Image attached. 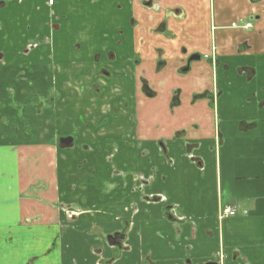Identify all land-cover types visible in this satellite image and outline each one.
I'll use <instances>...</instances> for the list:
<instances>
[{
  "label": "crops",
  "instance_id": "0c3cea01",
  "mask_svg": "<svg viewBox=\"0 0 264 264\" xmlns=\"http://www.w3.org/2000/svg\"><path fill=\"white\" fill-rule=\"evenodd\" d=\"M111 1H0V264H96L100 258L98 250L104 246L98 239L103 232L88 226L104 220L83 214L70 219L64 206L71 199L74 151L56 143L72 128L78 131L76 145L94 151L103 138H114L117 121L109 103L103 105L105 115L88 109L75 121L66 114L67 98L60 95L50 103L34 91L51 81L52 52H70L72 42L85 34L89 41H101L102 33L110 44L121 40L115 49L104 45L102 50L135 56L140 64L132 72L142 73L158 93L151 100L137 95L133 103L139 149L151 163L141 169L153 180L142 192H130L135 201L141 199L143 213L134 220L130 249L121 262L264 264V80L255 87L253 110L231 113L232 91L225 76L241 84L264 76V0H160L161 13L153 20L141 8L143 0H116L123 4L124 16L114 14ZM251 16L258 18L251 23ZM239 19L251 23L252 30L234 28ZM162 23L170 37L152 33ZM242 42L247 52L240 54L236 50ZM182 46L187 52L180 51ZM154 49H163L160 58ZM193 54L200 59L182 75L180 67ZM159 59L165 62L163 79L154 76ZM238 68H252L253 79ZM114 71L119 77L129 73L120 67ZM66 73L58 71L62 90ZM205 93L213 100H205ZM175 95L179 105L171 108ZM88 97L89 89L77 96L74 106ZM125 137L122 133L121 139ZM160 141L167 156L155 161ZM93 151L82 155L87 156L83 169L87 166L88 175L100 181L110 179V170ZM91 180L78 179L83 188ZM110 181L108 188H113ZM151 196L164 200L146 203ZM224 207L236 209V216L221 218ZM173 212L179 218L173 219ZM105 216L115 219L114 214ZM103 253L108 257V250Z\"/></svg>",
  "mask_w": 264,
  "mask_h": 264
},
{
  "label": "flooded vegetation",
  "instance_id": "af4514ba",
  "mask_svg": "<svg viewBox=\"0 0 264 264\" xmlns=\"http://www.w3.org/2000/svg\"><path fill=\"white\" fill-rule=\"evenodd\" d=\"M159 1L160 0H143L140 2L141 8H143L145 11L150 13V19L153 20L154 16H157L161 13V8L159 6ZM168 17V16H167ZM258 17L257 16H251L249 17L248 21L252 23V21H255ZM165 19V17H164ZM130 23L135 24L134 18H130ZM246 20L244 19H239L237 20L236 23H234L232 26L234 28H240L244 29L246 31H251L253 26L251 23L243 24L245 23ZM240 24H243L242 26ZM240 25V26H239ZM154 35H160L164 38L170 37V34L166 31L165 25L162 23L161 25L156 28L155 31H153ZM121 43V40H117L115 42L116 46H120L119 44ZM111 50V49H110ZM105 52V61L108 62V67L109 69H115L116 67H120L123 70H128L129 73H125L122 77L116 76L115 71V80H121V82H117V86L112 89V91L106 89V87L101 84H90L87 88L89 89V94L91 98H93L95 101L100 102V107H99V112H95V110L92 111L94 115H99L100 111L103 112L105 115L104 109L105 106L103 101H108L109 106L108 109H110L111 115L114 118L115 121L121 123L123 119H128L129 122L131 123V131L127 133L126 130L123 131V133L126 135L124 144L126 145V148L120 153L119 147L113 148L114 144H111L110 146L105 145L103 142V145L105 146V151L108 153V156L105 157L104 163H108V170H110V175L109 178L114 181L113 182V191L114 194L116 195L115 197L113 196L111 199L109 198L110 202H115L117 207H116V213L113 211L112 214H114L115 219H109L106 216V220L104 221H98V225L96 224H90L88 227L92 230H102L103 234L100 236V243L104 246H102V250L99 249L98 252L99 257L97 260L96 264H118L121 262V260L124 258L125 253H127L130 249V246L128 245L129 241V235L133 232L135 229V224L134 220L138 217V214L141 212L143 213L142 210L139 208L141 205L140 203L142 202L141 199L140 201H135L132 198V194L130 192L137 190L138 193L142 192L147 185H149L153 178L148 177L146 175L147 172H143L142 169L146 168V161L142 160L140 157L143 155L144 152L143 150L139 149L140 145L139 142L137 141L136 137V130L139 128V123L138 120L136 119V113L133 110L134 107V102L137 101V95L144 97L145 99L151 100L156 98L157 96V90L149 80L141 73L139 75L134 74L132 71L136 69V67L140 64L139 60L134 56L127 58V53L128 52H116V50H111ZM181 52H187V48H181ZM248 50V52H250ZM154 52H158V57L160 58L161 52H163V49H154ZM236 52L242 54L243 52H247V44L242 42L239 47L237 48ZM124 56H126L124 58ZM207 58V57H205ZM200 56L193 54V56H189L183 66L180 67L179 73L182 75H186L190 72V65L193 61L199 60ZM94 61H102L101 57L97 56L96 60ZM124 61V62H123ZM127 62V64L125 63ZM119 63V64H118ZM209 63L213 64V59L210 57ZM112 64V65H110ZM165 67V62L161 61L160 59L157 61V64L155 66V72L154 76L159 75L161 79H163L164 75L161 72V70ZM239 73L246 75V78L248 80L253 79L255 71L252 68H238ZM249 69V73L246 74V70ZM132 72V73H130ZM101 76L98 78L100 79L99 81L104 80L105 83H108L109 80H112L113 76L111 73L106 71V69H101L100 71ZM238 75V73L236 72ZM127 80V82H131L133 84L132 89L129 90L125 89L121 83L122 80ZM126 83V82H125ZM127 84V83H126ZM107 90L108 94H111V96L115 98H119L118 103H113L110 101L106 95L105 92ZM125 92L129 93V97H123V94ZM105 95V97H104ZM205 100H213L214 96L208 95V93L203 94ZM88 97V99L91 101L92 99ZM108 98V99H107ZM212 103V102H211ZM179 105V99L175 95L172 97L170 107L175 108ZM101 107L103 108L102 110ZM71 109L68 110L70 113H66L68 116H71ZM79 114V112H78ZM82 120V119H81ZM108 122V118L105 117L102 121V124L105 125ZM86 128H89L88 124H85ZM117 131L121 130L119 127H117ZM118 133V132H117ZM127 133V134H126ZM77 135L78 131H74V129L71 128L70 133L68 135L61 136L57 139V147H59L62 150H72L74 153H77L78 156L81 155H86V154H92L91 151L93 149L91 146H87L83 143H80L78 146L76 145V140H77ZM97 145V144H96ZM156 148L157 154L155 155V161H158L159 158L165 159L167 156V151L164 145L163 141L156 142ZM94 154L98 157L102 156L103 149L102 147H97L93 151ZM120 153V154H119ZM142 155L140 156V154ZM119 155L118 160H116V157ZM121 160H124L123 162ZM87 160H82L80 165L78 166V170L82 169L86 164ZM83 163V164H82ZM116 163H119V165L122 167L121 169L116 168ZM142 168V169H141ZM152 170V169H150ZM76 176L77 170L73 171ZM151 173H154L153 171ZM152 176V174H150ZM74 179V175L70 176V179ZM80 179V178H79ZM79 183V181H78ZM80 184V183H79ZM112 188V187H109ZM76 187L74 186L73 188H70V183H69V196H71V199L65 204L64 208L66 209V212L70 214V219H74L78 215L83 214L86 216V218L94 219V215L91 214V211L87 208L83 207V202L85 204L88 203L85 202L83 196H77L75 194ZM89 199V198H88ZM164 200L163 196H151L150 198H145L146 203H152V204H157L160 203ZM108 201V202H109ZM119 202V203H118ZM121 208V209H120ZM140 214V216H141ZM173 216L171 217H176L179 218L177 214L174 212L172 213ZM118 216V218H117ZM139 216V217H140ZM147 227V226H146ZM108 228V229H106ZM104 229V230H103ZM106 230V231H105ZM158 237H161V233H156ZM108 250V257H103L104 253L103 251ZM110 250V252H109ZM188 262V261H187ZM220 262V261H219ZM218 261L214 262H206L205 264H223L219 263ZM143 264H156L153 261H146Z\"/></svg>",
  "mask_w": 264,
  "mask_h": 264
},
{
  "label": "rangeland",
  "instance_id": "374dc122",
  "mask_svg": "<svg viewBox=\"0 0 264 264\" xmlns=\"http://www.w3.org/2000/svg\"><path fill=\"white\" fill-rule=\"evenodd\" d=\"M111 5L113 6L114 14L118 16H124L125 8L123 4L119 3V1L112 0ZM101 37H102L101 41H97V42L89 41L90 35L85 34L83 37L82 36L78 37L79 42H72L70 52H65V51L52 52V56H53L52 60L50 58L48 60V71L51 81L48 84L44 83L43 88L34 91V96H36L38 99H40V97H44V99L48 100L50 103H52V101L57 102V100L61 98L60 95L67 98L65 107L72 110L71 116L69 117L75 119V121H77L78 119L79 120L83 119L85 115H87L89 110L90 111L95 110V112H99L100 102L95 101L94 105H91L89 103L88 98L79 99L80 103L79 106L77 107L74 106V104L76 102L77 96H84L86 94V90L90 84L92 85L95 83L100 84L101 82V84H103L106 87V89L112 91V89L118 85L116 81L121 82V80H115L114 69L112 68L109 69L108 62L105 61V52L107 51L102 50L104 45H108V47L110 46L113 49H115L116 45H114L113 43L110 44L106 40L104 33H102ZM77 44L80 46V49H76ZM118 50H116V52H118ZM108 51L111 50L108 49ZM97 56H99V58L101 57L102 61L100 62L94 61L96 60ZM241 58L242 59L240 62L242 64L244 63V59L243 57ZM101 69H106V71L112 74L113 78L112 80H109L108 83H105L104 80L99 81L100 79L98 77L101 76L100 73ZM60 70L61 72L63 71L67 72L66 74H64V78L62 79L64 82V90L61 89L62 83L60 82V77L58 75V71L60 72ZM225 76L228 77L227 83L231 85L230 90L232 91L230 94V100L228 104L231 113L243 112V111L249 112L255 104V97H253L255 93L254 92L255 87H258L259 82L264 80V76L262 78H260V76L257 77L256 79H254L253 83L251 84L250 83L241 84L238 82L239 79H236V77L233 76L229 77V75H225ZM53 81H56L57 84L55 85ZM122 82H123L121 83L122 86L125 89H128L130 92L133 84H131V82H127L126 79L122 80ZM105 95L109 99H111L110 101L112 102V104L119 102V98H115L114 96L112 97L111 94L107 93V90L105 92ZM129 96L130 95L128 92H125L123 94V97L125 98ZM102 103H110V102L106 100L103 101ZM261 112L264 113V109L261 110ZM231 116L234 115L232 114ZM129 118L130 117H128V119H123L121 123L117 122L116 125L121 130H119L118 133L115 134L113 139L111 136L102 139L105 145L110 146L111 144H114L113 148L116 147L115 144L119 145L120 153L126 148V145L124 144V140L121 139L122 133L124 130H126L127 133L131 131V126H130L131 123L129 122ZM93 130L97 133L98 127L94 128ZM103 143L96 145L97 147H102L103 149L102 156L98 157V161L102 163L104 167L107 168L108 163H104V160L105 157L108 156V153L105 151V146L103 145ZM141 155L142 153L140 154V156ZM148 157L149 156L142 155L140 158L143 161L145 160L147 163H149ZM118 158L119 155L116 157V160H118ZM86 159L87 156L84 158V156L82 155L78 156L77 153L70 152L71 170L72 171L77 170L74 179L69 180L70 188H73L74 186L76 187L75 194L77 196H83L84 199L89 197L88 203L85 204L83 202L82 205L84 208H87L91 211V214L94 215L96 220L97 219L106 220V217H102V216L104 214H112L113 211L116 210L117 207L116 203L109 201V198L111 199L113 196L115 197L116 195L114 194L113 188H108V185L111 182L110 179L100 181L97 178V176L88 175L89 173H87L86 170L87 166L84 169L82 168L78 170V166L80 165L82 160H86ZM121 161L123 162L124 160ZM150 164L151 163H149V165ZM82 177L83 178L86 177L87 179H92L90 186H86L85 188L80 186V184L78 183V179ZM89 188L91 190L90 192H88ZM118 264H127V263L122 261L119 262Z\"/></svg>",
  "mask_w": 264,
  "mask_h": 264
},
{
  "label": "built area",
  "instance_id": "2783aa9c",
  "mask_svg": "<svg viewBox=\"0 0 264 264\" xmlns=\"http://www.w3.org/2000/svg\"><path fill=\"white\" fill-rule=\"evenodd\" d=\"M0 1H7V0H0ZM19 2H21V0H18ZM49 5L53 4V0H48ZM236 216V209H233L231 207H224L221 209V214L220 217L221 218H233Z\"/></svg>",
  "mask_w": 264,
  "mask_h": 264
}]
</instances>
